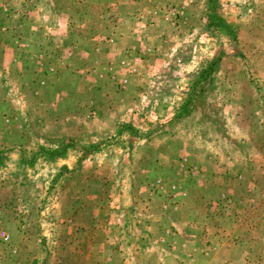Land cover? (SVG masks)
Returning a JSON list of instances; mask_svg holds the SVG:
<instances>
[{
	"label": "rangeland",
	"instance_id": "rangeland-1",
	"mask_svg": "<svg viewBox=\"0 0 264 264\" xmlns=\"http://www.w3.org/2000/svg\"><path fill=\"white\" fill-rule=\"evenodd\" d=\"M186 1L0 0V264H264V0Z\"/></svg>",
	"mask_w": 264,
	"mask_h": 264
},
{
	"label": "built area",
	"instance_id": "built-area-1",
	"mask_svg": "<svg viewBox=\"0 0 264 264\" xmlns=\"http://www.w3.org/2000/svg\"><path fill=\"white\" fill-rule=\"evenodd\" d=\"M10 241V234L4 228H0V246L6 247V250H8L10 255H15L17 253L16 248H13L10 245ZM1 254L2 253H0V259L2 258Z\"/></svg>",
	"mask_w": 264,
	"mask_h": 264
},
{
	"label": "crops",
	"instance_id": "crops-1",
	"mask_svg": "<svg viewBox=\"0 0 264 264\" xmlns=\"http://www.w3.org/2000/svg\"><path fill=\"white\" fill-rule=\"evenodd\" d=\"M181 3L182 4H180V6H188L189 4L187 3V1L186 0H181ZM171 12H178V10H177V8H173L172 10H170ZM149 108H151V106L149 107ZM149 112V111H148ZM148 114H150V113H148ZM141 233H143L142 231H141ZM144 234V236H150L149 234L150 233H147V232H144L143 233ZM151 237V236H150ZM135 242V241H134ZM139 247V246H138ZM124 248L122 247V246H120L119 247V253L120 254H122L124 251ZM118 255V254H117ZM135 256H137L138 257V254H136ZM137 257H135V259H137ZM118 259H120V261L119 260H117V261H119L118 263L119 264H130V262H133L132 260H130V258L128 259V261H127V259H126V257H124V256H122V260H121V258H118ZM134 261H138V260H134ZM134 263H136V262H134ZM1 264H4V262L2 261V263Z\"/></svg>",
	"mask_w": 264,
	"mask_h": 264
}]
</instances>
